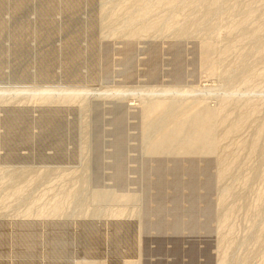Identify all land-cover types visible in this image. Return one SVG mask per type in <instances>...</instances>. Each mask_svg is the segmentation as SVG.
<instances>
[{
  "label": "rangeland",
  "instance_id": "rangeland-1",
  "mask_svg": "<svg viewBox=\"0 0 264 264\" xmlns=\"http://www.w3.org/2000/svg\"><path fill=\"white\" fill-rule=\"evenodd\" d=\"M3 2L0 264H264V0Z\"/></svg>",
  "mask_w": 264,
  "mask_h": 264
},
{
  "label": "water",
  "instance_id": "water-1",
  "mask_svg": "<svg viewBox=\"0 0 264 264\" xmlns=\"http://www.w3.org/2000/svg\"><path fill=\"white\" fill-rule=\"evenodd\" d=\"M5 1V0H4ZM94 9V5H92L91 6V8H90V11L91 10H93ZM0 10H2L3 12H6L7 10L5 9V3L3 2V0H0ZM57 40V39H56ZM53 43H57V41L56 42H53ZM42 110L40 111V109L38 110V111H32V110H30V109H26V108H12V109H7V111H11V112H16L15 114H17V116H19V117H22L23 119H25L26 121H29V120H31V119H33L36 115L38 116L39 115V111L41 112V114H45V116H47V117H53L55 114H57V116L59 117V118H62V119H65V118H67L66 117V111H64L63 109L62 110H58V111H56L55 110V108H41ZM18 112V113H17ZM60 112V113H59ZM3 114V112L1 111L0 112V114ZM1 114V115H2ZM54 114V115H53ZM4 115V114H3ZM36 116V117H37ZM100 225H102V224H100ZM124 225H128V226H130V232H131V234H130V238H129V240H133V238H132V225H131V223L130 222H124V221H115V222H113V226H120V227H122V226H124ZM103 226V225H102ZM78 249L77 248V246H72L70 249L71 250H73V249ZM48 253V251L46 252V248H45V252H44V255H45V258H51V256L49 255V254H47ZM69 255L70 256H75V255H73V254H71V253H69ZM15 256V255H14ZM17 257H15V259H16ZM71 258V257H70ZM67 259H69L68 257H67ZM73 264V263H72Z\"/></svg>",
  "mask_w": 264,
  "mask_h": 264
},
{
  "label": "bare ground",
  "instance_id": "bare-ground-1",
  "mask_svg": "<svg viewBox=\"0 0 264 264\" xmlns=\"http://www.w3.org/2000/svg\"><path fill=\"white\" fill-rule=\"evenodd\" d=\"M205 120H203V119H201V121H198V120H196V121H194L192 124H191V126H192V128H194L193 126H195V127H197V125H203V124H205ZM236 124V123H235ZM234 124V126H236Z\"/></svg>",
  "mask_w": 264,
  "mask_h": 264
}]
</instances>
